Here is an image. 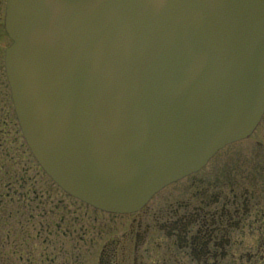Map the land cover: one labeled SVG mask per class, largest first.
<instances>
[{
  "label": "water",
  "instance_id": "95a60500",
  "mask_svg": "<svg viewBox=\"0 0 264 264\" xmlns=\"http://www.w3.org/2000/svg\"><path fill=\"white\" fill-rule=\"evenodd\" d=\"M4 28L31 154L107 212L139 209L264 112V0H7Z\"/></svg>",
  "mask_w": 264,
  "mask_h": 264
},
{
  "label": "flooded vegetation",
  "instance_id": "af4514ba",
  "mask_svg": "<svg viewBox=\"0 0 264 264\" xmlns=\"http://www.w3.org/2000/svg\"><path fill=\"white\" fill-rule=\"evenodd\" d=\"M255 146L260 159L230 156L205 171L208 160L133 212L93 208L111 217L97 264H264V145Z\"/></svg>",
  "mask_w": 264,
  "mask_h": 264
},
{
  "label": "rangeland",
  "instance_id": "374dc122",
  "mask_svg": "<svg viewBox=\"0 0 264 264\" xmlns=\"http://www.w3.org/2000/svg\"><path fill=\"white\" fill-rule=\"evenodd\" d=\"M4 5L0 0V264H97L106 225L108 230L111 225L106 218L111 217L62 191L27 147L4 69V49L10 43ZM256 141L264 145V117L248 138L220 150L203 168L208 171L214 161L230 156L260 159ZM262 151L264 159V147Z\"/></svg>",
  "mask_w": 264,
  "mask_h": 264
}]
</instances>
